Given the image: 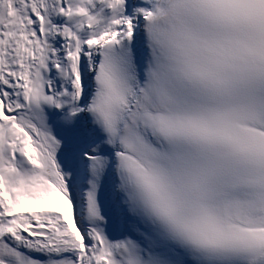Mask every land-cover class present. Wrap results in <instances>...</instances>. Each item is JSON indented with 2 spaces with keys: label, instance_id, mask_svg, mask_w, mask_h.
Segmentation results:
<instances>
[{
  "label": "snow or ice",
  "instance_id": "snow-or-ice-1",
  "mask_svg": "<svg viewBox=\"0 0 264 264\" xmlns=\"http://www.w3.org/2000/svg\"><path fill=\"white\" fill-rule=\"evenodd\" d=\"M0 264H264V0H0Z\"/></svg>",
  "mask_w": 264,
  "mask_h": 264
}]
</instances>
